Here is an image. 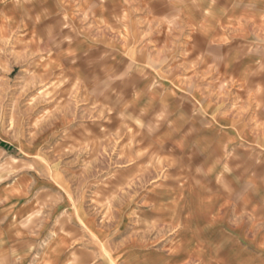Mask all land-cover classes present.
Instances as JSON below:
<instances>
[{
	"label": "crops",
	"instance_id": "0c3cea01",
	"mask_svg": "<svg viewBox=\"0 0 264 264\" xmlns=\"http://www.w3.org/2000/svg\"><path fill=\"white\" fill-rule=\"evenodd\" d=\"M113 1L66 58L100 120L148 133L166 171L147 211L188 236L180 260L264 264V0ZM35 163L0 133V264L58 258V183Z\"/></svg>",
	"mask_w": 264,
	"mask_h": 264
},
{
	"label": "rangeland",
	"instance_id": "374dc122",
	"mask_svg": "<svg viewBox=\"0 0 264 264\" xmlns=\"http://www.w3.org/2000/svg\"><path fill=\"white\" fill-rule=\"evenodd\" d=\"M81 1L0 0V133L59 190L58 258L35 264H210L180 260L188 236L147 211L166 171L148 133L112 109L100 120L95 85L66 58L101 39L108 4Z\"/></svg>",
	"mask_w": 264,
	"mask_h": 264
}]
</instances>
